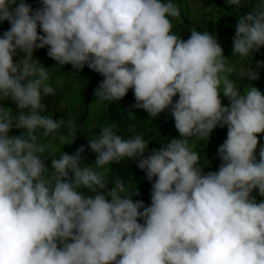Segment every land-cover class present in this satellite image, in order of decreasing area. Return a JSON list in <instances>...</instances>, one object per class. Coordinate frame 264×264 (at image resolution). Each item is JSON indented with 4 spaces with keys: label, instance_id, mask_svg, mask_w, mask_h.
<instances>
[{
    "label": "clouds",
    "instance_id": "obj_1",
    "mask_svg": "<svg viewBox=\"0 0 264 264\" xmlns=\"http://www.w3.org/2000/svg\"><path fill=\"white\" fill-rule=\"evenodd\" d=\"M247 2L225 0L238 11ZM39 3L0 0V24L10 26L0 35V264H264V199L252 195L264 198V145L258 160L255 154L264 93L254 86L240 92L217 35L174 33L181 13L172 0ZM45 47L56 65L87 66L103 77L98 101L117 102L131 89L132 107L149 117L170 110L179 138L145 155L143 135L124 138L113 123L88 140L92 166L81 162L82 145L53 156L49 167L52 146L40 137L59 134L70 145L77 129L68 120L66 137L64 120L41 114L43 96L55 94L47 68L33 58ZM262 47L264 0H255L236 19L232 56ZM237 75L259 79L248 66ZM217 126L227 127L221 164L204 173L189 140L208 139ZM13 128L23 131L10 135ZM125 160H136L151 183L150 206L134 201L139 190L118 176L109 189L106 166Z\"/></svg>",
    "mask_w": 264,
    "mask_h": 264
},
{
    "label": "trees",
    "instance_id": "obj_2",
    "mask_svg": "<svg viewBox=\"0 0 264 264\" xmlns=\"http://www.w3.org/2000/svg\"><path fill=\"white\" fill-rule=\"evenodd\" d=\"M198 6L194 7L189 0H172L180 9V19H173L172 31L177 35L187 39L190 31L195 28L200 32H209L213 36L217 35L218 42L222 46L224 56L230 58L232 52V38L235 34L236 19L240 14H245L254 7L255 0H248L246 5L242 6L238 11L234 6L228 7L225 0H196ZM33 9L39 8L41 5L39 0H25ZM7 21L0 24V35L9 28ZM39 31V30H38ZM42 34V33H41ZM24 53H18V58H23ZM238 56V55H237ZM236 57V56H231ZM33 58L39 60L40 63L47 68L49 79L45 83L49 84L55 94L43 96L42 103L46 105V110L42 115L50 116L56 120H64L65 126L60 129V133L67 137V121L74 120L77 129V139L69 144H64L59 139V134L55 138L40 137V142L44 145H51L52 150L49 155V164L53 156L58 157L61 152L72 154L80 146H84L85 151L82 153V164L92 166L94 164L96 154L88 147V140L97 138L100 129L113 123L117 125L118 134L124 138L142 134L143 138L149 142L145 155L151 153L153 149H159L170 139L179 138V133L174 127V119L170 110H165L158 117L151 118L143 109L133 108L135 103L133 92L130 89L125 97L115 101H98L94 95L95 89L102 81L103 77L98 73L91 71L85 66L83 70L77 72L71 65L60 67L56 65V61L47 56V47L37 49L33 53ZM252 58V59H251ZM244 61L245 69L247 66L258 72L264 69V66L257 68V62H264V47L253 56L250 54ZM264 77L259 76L257 80H250L244 77L237 84L241 93L248 90L250 86L261 88ZM244 87V88H243ZM262 92V90L260 89ZM264 92V90H263ZM178 99L173 98V102ZM5 107L11 108L13 114L18 111L15 103L11 100L3 101ZM132 112L133 114H130ZM129 129H135L130 131ZM23 130L13 128L10 135H19ZM227 135V127L217 126L210 133L209 138L197 140L192 138L189 140V146L192 150L199 153V165L202 166L204 173L209 171H218L221 160L218 157L217 149L225 141ZM259 137V144L256 150L258 160L259 147L263 145ZM70 140L71 138L68 137ZM109 170L105 173L109 179V189L112 178L120 177L126 186H130L132 190L135 187L139 190V196H133V200H142L145 206H150L151 183L147 180L145 172L137 167L136 160H125L120 164H112L106 166ZM98 171H103L98 169ZM155 179V178H154ZM87 193V190H82ZM257 202L261 198L257 190L252 193ZM143 223V221H139Z\"/></svg>",
    "mask_w": 264,
    "mask_h": 264
},
{
    "label": "rangeland",
    "instance_id": "obj_3",
    "mask_svg": "<svg viewBox=\"0 0 264 264\" xmlns=\"http://www.w3.org/2000/svg\"><path fill=\"white\" fill-rule=\"evenodd\" d=\"M189 3H190L192 6H194V7H197V6H198V2H197L196 0H189ZM230 53H231V54L229 55L230 58L228 59V61H227L226 63H228L230 66H233V67L236 69V71L231 75L230 78L233 79L234 81H236V84H238V83L240 82V79L238 78L237 73H238L241 69H243V67H244V61H243V59H242L241 57H239V56L231 57V56H232V52H230ZM258 75L264 77V69L259 70V71H258ZM221 88H222V86H221ZM243 88H244V87H243ZM258 89H259V90L261 89V90H262V93H264V92H263V90H264V80H263V84L261 85V88H258ZM221 101H222V104H223L224 106H228V105H229V100H228L226 97H224L222 93H221ZM259 137H262L261 140H260V142L264 145V134H260V135L258 136V138H259Z\"/></svg>",
    "mask_w": 264,
    "mask_h": 264
}]
</instances>
